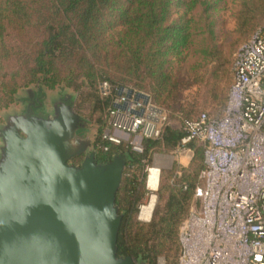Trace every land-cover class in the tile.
Segmentation results:
<instances>
[{
    "label": "trees",
    "instance_id": "obj_1",
    "mask_svg": "<svg viewBox=\"0 0 264 264\" xmlns=\"http://www.w3.org/2000/svg\"><path fill=\"white\" fill-rule=\"evenodd\" d=\"M234 3L242 39L264 21V0H0V115L26 99L29 88L40 94L71 88L79 92L80 104L105 113L94 147L100 163L115 155L126 158L116 196L122 215L118 255L136 264L177 263L179 229L205 170L203 148L189 142L188 165L176 162L164 171L152 216L142 221L146 167L155 152L180 148L186 120L223 113L234 82L230 54L239 39L225 51L219 27L222 13ZM104 82L110 92L102 96ZM120 88L148 94L180 128L168 122L160 137L143 138L141 152L127 141L103 139ZM203 88L207 92L199 96ZM192 89L198 92L181 102L182 93ZM211 98L220 103L218 111L208 109Z\"/></svg>",
    "mask_w": 264,
    "mask_h": 264
},
{
    "label": "water",
    "instance_id": "obj_2",
    "mask_svg": "<svg viewBox=\"0 0 264 264\" xmlns=\"http://www.w3.org/2000/svg\"><path fill=\"white\" fill-rule=\"evenodd\" d=\"M123 93L130 98L134 91L120 88L118 96ZM139 99L150 96L136 92ZM72 102L59 96L46 117L30 106L0 115V264H136L118 255L116 196L126 158L98 161ZM78 157L81 163H73Z\"/></svg>",
    "mask_w": 264,
    "mask_h": 264
},
{
    "label": "built area",
    "instance_id": "obj_3",
    "mask_svg": "<svg viewBox=\"0 0 264 264\" xmlns=\"http://www.w3.org/2000/svg\"><path fill=\"white\" fill-rule=\"evenodd\" d=\"M233 73L223 113H202L183 125L179 149L196 140L203 148L205 170L179 229L176 264H264V27L239 47ZM100 91L109 94V84L101 83ZM135 93L115 99L107 113L109 126L114 133L160 137L168 114L151 97L146 103L135 100ZM116 104L126 107L119 109ZM133 107L142 114L133 113ZM102 138L113 143L123 140L109 131ZM148 176L149 169L150 196L138 213L142 221H149L150 214L146 218L142 210L152 198L156 200L159 185L149 186ZM158 264L165 262L159 259Z\"/></svg>",
    "mask_w": 264,
    "mask_h": 264
},
{
    "label": "rangeland",
    "instance_id": "obj_4",
    "mask_svg": "<svg viewBox=\"0 0 264 264\" xmlns=\"http://www.w3.org/2000/svg\"><path fill=\"white\" fill-rule=\"evenodd\" d=\"M237 9H238V6H236V3H234V5H232L228 10L224 11L221 15V25L219 27V33H220L219 43L220 45H222L225 51L228 52L231 46V43L239 39L237 44L233 47L232 52L230 54L231 66H229V70H231L232 73H233V63H234L235 54L237 50L239 49V47L244 42H246L258 29L264 26V21H263L253 31L248 32L245 37L240 39L239 33H238L237 22L235 19L236 18L235 13L237 12ZM224 85L225 84H223V88H224ZM231 87L232 86H230V88L228 87L227 93H229ZM204 89L205 88L199 90V92L197 89L185 90L181 95L180 101L182 102L185 100L192 99V97L194 96L196 92L199 93V96L203 95L204 92L205 93L207 92L206 89L205 90ZM219 93L220 95H222L221 92ZM65 95H71V97L73 98L72 106L74 110L88 124V130L86 131H87V134H90L92 141L94 142L97 137L99 127H101L100 125L101 123L98 120L100 117L102 118L103 114L105 113L93 112V106L90 103L80 104L81 98L79 96V92H75L71 88L64 89V90L59 89V88H56L54 90H46L45 93L40 94L39 97L44 100V103H46L47 108H48L47 112H48L52 110L51 103H53V100L57 99L59 96L65 97ZM209 107L216 108L218 111L221 108V105L218 102V100H212L211 98V100L209 101L208 109ZM24 109L25 107L21 104H12L5 112L7 111L8 112H20ZM1 120L2 119H0V121ZM169 123H170V126H172L175 129L180 128L179 121L174 118L169 119ZM108 131L110 132V134L119 135L123 139V141L129 142L132 145L134 150L139 151V152L142 151V140L143 139L139 135H133V134L128 135V134H123V133H117V131L114 133V130H112V128L108 126L105 128L102 136L104 135V133ZM191 157H192V152L187 148H181L177 151H171V152H167L164 149H161V151L155 152L152 156V163L146 167L147 175H148V169H149V176H148L149 185L150 184L157 185L158 182L160 185V182L162 181L164 177V171L169 170L173 166V164L176 162H178L181 165H188ZM147 175L145 179L146 196L143 199L142 203H145L148 197L150 196V192L148 191L146 187ZM159 185H158V189H159ZM157 191L155 192L156 197H157Z\"/></svg>",
    "mask_w": 264,
    "mask_h": 264
},
{
    "label": "flooded vegetation",
    "instance_id": "obj_5",
    "mask_svg": "<svg viewBox=\"0 0 264 264\" xmlns=\"http://www.w3.org/2000/svg\"><path fill=\"white\" fill-rule=\"evenodd\" d=\"M23 95H25L26 99L18 100L16 102H14L13 104H21L25 107V109L28 106H30L33 114L36 116H39V117H46L48 115L47 114V109H48L47 105H46V103H44V100L39 97L40 93H38V92L36 93L33 91L32 93L31 92H25ZM71 101H73L72 97H71ZM53 104H55V103H51V107L53 106ZM71 104H73V103H71ZM81 161H82V157H80L78 159V162L76 160L75 164H80Z\"/></svg>",
    "mask_w": 264,
    "mask_h": 264
},
{
    "label": "bare ground",
    "instance_id": "obj_6",
    "mask_svg": "<svg viewBox=\"0 0 264 264\" xmlns=\"http://www.w3.org/2000/svg\"><path fill=\"white\" fill-rule=\"evenodd\" d=\"M149 186H151L152 188H156V186L157 185H154V184H150ZM154 198H152V200H151V203H150V205H147L146 207H143V214L145 213V214H149L150 213V211H151V208H152V206H153V204H154Z\"/></svg>",
    "mask_w": 264,
    "mask_h": 264
},
{
    "label": "crops",
    "instance_id": "obj_7",
    "mask_svg": "<svg viewBox=\"0 0 264 264\" xmlns=\"http://www.w3.org/2000/svg\"><path fill=\"white\" fill-rule=\"evenodd\" d=\"M151 200H152V199H151ZM154 200H155V199H154ZM153 202H154V204H153V206H152V208H151L152 211H153V208H154V205H155V201H153ZM150 203H151V201H150L147 205H150ZM147 205H146V206H147ZM146 206H145V207H146ZM152 211H150V213H149L150 216H149V214H146V215H147L146 218H148V216H149V220H150V218H151V216H152ZM142 213H143V212H142Z\"/></svg>",
    "mask_w": 264,
    "mask_h": 264
}]
</instances>
